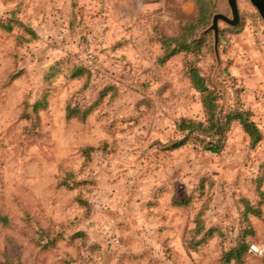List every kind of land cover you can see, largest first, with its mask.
Instances as JSON below:
<instances>
[{
    "label": "rangeland",
    "instance_id": "374dc122",
    "mask_svg": "<svg viewBox=\"0 0 264 264\" xmlns=\"http://www.w3.org/2000/svg\"><path fill=\"white\" fill-rule=\"evenodd\" d=\"M239 6L238 26L220 22L219 61L210 23L196 55L162 64L161 36L195 18L197 0H0V21L17 11L36 33L0 26V264H224L243 240L228 264H264V21ZM188 58L225 110L252 112L260 142L235 121L220 153L165 148L178 120H205Z\"/></svg>",
    "mask_w": 264,
    "mask_h": 264
},
{
    "label": "trees",
    "instance_id": "16d2710c",
    "mask_svg": "<svg viewBox=\"0 0 264 264\" xmlns=\"http://www.w3.org/2000/svg\"><path fill=\"white\" fill-rule=\"evenodd\" d=\"M198 13L195 18L190 19L185 24L181 25L178 32L175 35L165 34L161 36L160 41L163 49V54L159 57V62L162 64L167 63L174 56L186 53L197 54V49H201L203 44L197 39V34L200 30L205 29L213 18L214 5L212 0H197ZM17 11H13V16L6 22L0 21V26L5 27L7 30H13L14 26L24 27L29 33L36 36V33L30 26L26 25L16 15ZM207 31L204 35H207ZM185 73L190 79L192 86L201 94V102L204 107L205 120H198L194 118L183 117L176 122L177 130L182 134L179 138L172 139L165 148L168 150H176L184 147L190 142L202 146L205 150L213 153H220L226 146L228 133L231 130L232 124L238 121L245 132L251 137L254 144L261 141L263 134L252 118V112L244 109L243 107H233L229 110H225L220 103L221 95L218 90L211 85L207 78L201 72V69L197 65L196 60L186 59L184 62ZM87 70L84 67H80L73 74V77H83ZM18 76L13 74L12 80ZM47 104L40 106L39 102H36L33 107L35 112H39L46 107ZM88 111L82 116V120L86 118ZM26 118L29 114H26ZM80 117L79 111L75 108L68 107L67 118ZM95 150V147L89 146L85 148V154L87 157ZM88 153V154H87ZM71 175H73L70 172ZM83 201V200H82ZM84 204H87L83 201ZM175 204L184 205L186 202H180L175 200ZM247 212H257L259 209L247 204ZM0 222L9 223V217L0 211ZM213 229H210L206 234H213ZM249 244L246 240L241 241L240 244L234 246L224 253V264L231 263L232 261H241L247 254ZM5 264H24L21 259L12 260L8 259Z\"/></svg>",
    "mask_w": 264,
    "mask_h": 264
},
{
    "label": "water",
    "instance_id": "95a60500",
    "mask_svg": "<svg viewBox=\"0 0 264 264\" xmlns=\"http://www.w3.org/2000/svg\"><path fill=\"white\" fill-rule=\"evenodd\" d=\"M252 6L260 14L264 21V0H248ZM231 10V15L218 12L213 15L210 26L205 31H212L214 34V47L219 61V38H220V22H224L230 26H238L241 22V12L239 6V0H227Z\"/></svg>",
    "mask_w": 264,
    "mask_h": 264
},
{
    "label": "built area",
    "instance_id": "2783aa9c",
    "mask_svg": "<svg viewBox=\"0 0 264 264\" xmlns=\"http://www.w3.org/2000/svg\"><path fill=\"white\" fill-rule=\"evenodd\" d=\"M254 249H255L256 251L264 252V246H262V247H257V246H255Z\"/></svg>",
    "mask_w": 264,
    "mask_h": 264
}]
</instances>
